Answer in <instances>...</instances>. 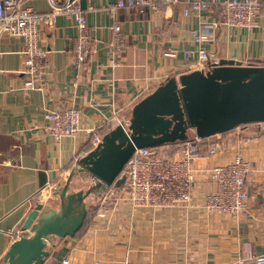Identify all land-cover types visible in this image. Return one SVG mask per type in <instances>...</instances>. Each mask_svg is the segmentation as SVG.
Wrapping results in <instances>:
<instances>
[{
  "label": "crops",
  "instance_id": "obj_1",
  "mask_svg": "<svg viewBox=\"0 0 264 264\" xmlns=\"http://www.w3.org/2000/svg\"><path fill=\"white\" fill-rule=\"evenodd\" d=\"M81 1L96 53L88 62L75 64L72 19L60 15L52 27H41L38 43L49 51L44 89H23V41L0 37V264L35 205L45 199L56 206L55 187L91 150V138L127 121L133 105L168 77L206 67L198 62L199 48L219 59L264 66V11L246 28L221 24L222 13L212 3L194 13L184 1L113 11L117 0ZM23 5L37 12L50 8L47 0H24ZM114 23L126 37L122 48L112 46ZM193 33L204 38L198 40ZM67 105L80 109L84 130L55 142L46 133L45 114ZM236 156L252 166L246 207L237 215L201 207L204 193L214 185L200 174L187 205L147 210L145 217L125 209L116 212L104 226L91 225L80 237L56 241L44 264H55L54 255L61 251L68 264H252L264 254V127L247 125L207 141L193 165L208 167ZM77 178L70 183L72 189H78L72 186Z\"/></svg>",
  "mask_w": 264,
  "mask_h": 264
},
{
  "label": "water",
  "instance_id": "obj_2",
  "mask_svg": "<svg viewBox=\"0 0 264 264\" xmlns=\"http://www.w3.org/2000/svg\"><path fill=\"white\" fill-rule=\"evenodd\" d=\"M84 4L80 1L81 7ZM251 123H264V66L221 59L217 65L168 77L133 105L127 121L118 122L73 163L53 191L56 206L45 199L37 203L1 261L44 264L56 241L74 238L81 229L88 196L122 184V169L136 148L183 141L190 130L204 138ZM84 175L87 187L70 188L73 178ZM62 253L54 255L55 264Z\"/></svg>",
  "mask_w": 264,
  "mask_h": 264
},
{
  "label": "built area",
  "instance_id": "obj_3",
  "mask_svg": "<svg viewBox=\"0 0 264 264\" xmlns=\"http://www.w3.org/2000/svg\"><path fill=\"white\" fill-rule=\"evenodd\" d=\"M80 1L47 0L49 10L37 12L25 7L24 0H0V37H19L24 44L22 50L24 90H41L45 87L49 51L39 46V29L44 26L52 27L60 15L72 19L76 28L72 48L75 64H84L95 55L96 46L87 24L86 11L80 6ZM181 1L186 2L188 10L194 13L207 9L211 3L217 5L222 13L220 23L230 27H252L256 17L264 11L262 0H117L110 10L142 6L169 7ZM85 9L92 10V6ZM184 13L187 14V11ZM215 25L216 23H213V26ZM111 32L112 46L122 48L126 37L120 26L114 23ZM193 36L198 40L204 38L195 33ZM189 54L187 50L186 55ZM167 55L174 56V53L169 52ZM197 59L206 67L217 65L221 60L204 48L197 50ZM228 60L234 64L250 65L235 58ZM45 118L46 133L55 142L75 138L84 130L80 123V109L74 105L52 109L46 112ZM101 137L97 135L91 138L92 149L100 142ZM201 139L194 136L186 147L179 149L178 153H183V159H175L172 162L173 158L168 154L166 144L136 148L122 169V184L111 185L102 192L101 206L93 214L94 222L97 219L100 222L97 224L99 226L108 223L113 212L107 202L117 201L116 195L122 190L120 194L127 196L133 207L166 210L187 205L191 197L192 185L196 180L193 169H189V160L199 155L197 145ZM251 171V163L239 156L205 169L207 178L213 183L214 188L204 193L201 207L208 212L229 215L240 213L245 209L248 200L247 180ZM15 233L18 236L19 231ZM59 264H68V258L61 257ZM94 264H98V261H94ZM120 264L133 263L124 260ZM252 264H264V254L255 256Z\"/></svg>",
  "mask_w": 264,
  "mask_h": 264
},
{
  "label": "rangeland",
  "instance_id": "obj_4",
  "mask_svg": "<svg viewBox=\"0 0 264 264\" xmlns=\"http://www.w3.org/2000/svg\"><path fill=\"white\" fill-rule=\"evenodd\" d=\"M247 125H249L250 127H255V128L258 127L259 129L264 127V123H251V124H245V125H242V126H237V127L232 128V129H229V130H226V131L214 134V135H210V136L204 137V138H202L200 140V143L197 145L199 153H200V149H201L202 145L204 143H207V141L214 142V140H216L218 137H223L224 135L229 133V131H231L233 129H234V131H235V129L236 130L237 129H243ZM194 136H195V134H194L193 130H190L188 132V136H187V138L185 140H183V141H175V142H172V143H166L167 150L169 151L168 154L170 155V157L173 158L171 160V162L174 161L175 159L176 160H178L179 158H180V160L183 159L184 155H183V153L182 154L178 153L179 149L181 150L182 147H186L188 145V142H190V140H192L194 138ZM216 164H218V163H216ZM210 166H208V167H210ZM208 167L198 168V167L193 165V160H191V159L189 160V169H193V171L195 173V179L200 174L206 175L205 169H207ZM88 182H89V179H87V180L85 179L84 181H82V180L77 178V179L74 180L72 186L73 187H77V188H79V187H87ZM70 188H72V187L70 186ZM121 192H123V190ZM124 192L126 193V191H124ZM120 193L118 195H116L117 196V201L116 200H109L107 202L109 208L111 209V212H113L112 214H115L116 212H123V210L125 209L128 214H131L132 213L131 211H134L133 213H136L138 216H144L145 217V214H146L147 210H157V209H150V208H147V207H133L131 205L130 201L127 199V196L121 195ZM101 195L102 194L91 195V196H88V198L86 199L87 208L88 209H90L92 207L95 208L93 210V214H95L94 212L101 206V200H102L101 199ZM92 224H96V225L100 224V222L97 219L94 222V215H93L92 221L88 224V227L87 226L86 227L89 228Z\"/></svg>",
  "mask_w": 264,
  "mask_h": 264
},
{
  "label": "trees",
  "instance_id": "obj_5",
  "mask_svg": "<svg viewBox=\"0 0 264 264\" xmlns=\"http://www.w3.org/2000/svg\"><path fill=\"white\" fill-rule=\"evenodd\" d=\"M109 130L105 131V132H101V134H105L106 132H108ZM92 149V147H91ZM93 208V209H92ZM90 209H88L87 211V215H86V218L84 220V223L81 227V229L76 233V235L74 236V238H77V237H80L87 229L88 227V224L92 221L93 219V210L95 209L94 207H92ZM87 226V227H86Z\"/></svg>",
  "mask_w": 264,
  "mask_h": 264
}]
</instances>
